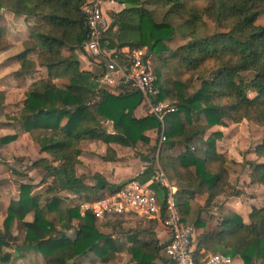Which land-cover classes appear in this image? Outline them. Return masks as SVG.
<instances>
[{
  "label": "trees",
  "instance_id": "trees-1",
  "mask_svg": "<svg viewBox=\"0 0 264 264\" xmlns=\"http://www.w3.org/2000/svg\"><path fill=\"white\" fill-rule=\"evenodd\" d=\"M86 1L0 0V16L5 12L23 19L28 31L17 37L24 49L16 56L20 68L15 75L46 71L29 86L22 107L7 117L48 156L32 168L55 176L42 193H34L36 185L22 183L18 199L9 202L0 230V264L14 256L7 249L19 243L17 223L25 229L17 251L40 254L45 264H74L89 255L109 263L119 253L130 255L131 264H173L164 256L166 244L152 231L153 221L145 230L114 226L107 235L90 212L81 216L61 197V181L81 182L76 168L83 141L134 148L150 144L151 131L156 133L152 160L158 159L165 178L177 189L173 197L183 225L203 231L196 238L195 257L202 258V250L219 251L243 264H264V206L253 208L245 223L221 200L243 195L231 181V171L237 169L240 174L248 168L250 185L264 188V137L254 149L255 160L237 162L218 152L223 134L213 131L244 121L264 131V26L257 25L264 0H118L124 9L111 15L100 45L121 64L128 59L121 53L124 48L146 49L152 57L159 91L154 100L176 108L164 120L163 143V126L156 117H135L142 103L139 92L121 82L111 93L100 88L95 72L81 69L80 54L91 40L82 10ZM127 4L138 8L127 9ZM208 23L215 28L212 34H207ZM6 48L0 43V49ZM98 66L96 72L104 69ZM249 92L256 96L250 98ZM3 98L0 92V107ZM16 139L11 135L0 142ZM202 198L201 205L197 200Z\"/></svg>",
  "mask_w": 264,
  "mask_h": 264
},
{
  "label": "rangeland",
  "instance_id": "rangeland-1",
  "mask_svg": "<svg viewBox=\"0 0 264 264\" xmlns=\"http://www.w3.org/2000/svg\"><path fill=\"white\" fill-rule=\"evenodd\" d=\"M108 16L109 18L111 17L109 14ZM257 25L264 26V15L258 19ZM214 32V26L208 23L207 34H212ZM27 33L26 24L23 20L14 17L10 18V16H0V43H5V46L7 47L6 50L0 49V92L4 95V104L0 107V140L3 137L11 135H16L17 137L15 141L10 143L2 144L0 142V201L2 200L6 203L4 207H6L13 197H18L17 195L22 183L36 185L34 193H42L55 177H48V174L45 171L46 169L32 168L33 163L47 155L41 154L39 147L32 143L29 135L22 128H15L16 126H13L11 120L7 117L22 107L25 101V93L29 86L46 75V71L43 69H38L34 74L28 75L24 78H17L15 75V72L20 68L16 56L24 49L22 44L18 42L17 37H24ZM30 57L37 59L33 55ZM88 60H91L89 54H80L82 70L90 69ZM62 83V81L57 82L58 85H61ZM255 96L256 94L254 92H249L250 98H254ZM216 129L223 134L221 144L218 148L220 153L223 152L227 157H234L238 162L252 161L256 159L254 149L263 141L264 131L262 128L244 121L238 125L229 123L227 127H215L214 131ZM155 140L156 138L154 139V143ZM153 147L154 146H150L148 151H153ZM180 152L182 151L175 150L174 153L179 154ZM51 167H53L54 170L57 168V165L53 164ZM236 172H238V169ZM236 172L231 171V181L237 184V187L242 190L243 195L239 198L230 199V201H237L240 209H244V211H246L245 215H247V213H250L253 208H260L264 205L263 188L250 185V180L248 178L250 170L248 168L240 174ZM155 174L156 181H160V173L158 172ZM55 175L57 178H60L59 175ZM163 198H161L162 201ZM221 200L223 202L226 201L225 198H221ZM84 201L85 199H81L80 202L76 201L71 207H77L81 213L82 210L80 206L83 205ZM199 201L203 203L204 199ZM5 210L6 208H3L0 211V230H3V223L6 217V213L3 212ZM29 217L28 219H30ZM132 217L136 216L133 215ZM245 218L248 220V217ZM121 223L125 222L121 220L116 222L106 221L98 223V228L101 232L111 234L113 233V227L121 226ZM14 231L19 239V243L7 249L8 252L13 253L14 255L13 259L8 264H45V259L40 254L34 253L31 254V256H28L32 252L17 251L18 247H22V242L25 237V229L20 223H17L14 227ZM193 242L195 245L197 244L196 235ZM97 263L98 261L93 258V260L84 259L83 262H76L74 264Z\"/></svg>",
  "mask_w": 264,
  "mask_h": 264
},
{
  "label": "built area",
  "instance_id": "built-area-1",
  "mask_svg": "<svg viewBox=\"0 0 264 264\" xmlns=\"http://www.w3.org/2000/svg\"><path fill=\"white\" fill-rule=\"evenodd\" d=\"M102 3L103 0H87L82 6L91 34V40L84 45L85 52L91 56L96 67L102 64L104 68L95 71L96 82L100 88L109 91L115 90L123 82L139 92L147 116L156 117L163 126L160 135V143H163L166 141L164 120L175 113L176 108L168 102H155L154 97L159 93L156 87L157 78L152 57L146 49L129 50L127 62L121 64L110 52L101 48L104 32L110 24L102 9ZM160 181L165 188L171 189L163 173H160ZM173 195L170 191L165 201H161L147 183L133 179L122 187L81 205V216L90 212L100 222L128 219L133 215L142 219L160 220L170 235L164 254L173 264H233L232 258L220 253H200L202 258L195 257L194 228L183 225Z\"/></svg>",
  "mask_w": 264,
  "mask_h": 264
},
{
  "label": "crops",
  "instance_id": "crops-1",
  "mask_svg": "<svg viewBox=\"0 0 264 264\" xmlns=\"http://www.w3.org/2000/svg\"><path fill=\"white\" fill-rule=\"evenodd\" d=\"M102 9L109 20L110 18L108 14L111 16L113 13L120 12L121 10L124 9V5L120 4L118 0H103ZM2 15L4 17L5 16L6 17L10 16V18L14 17L13 15L5 13V12H3ZM17 19H20V18H17ZM20 20H23V19H20ZM128 51H129L128 48H124L121 50V53L125 56V58L128 57ZM88 63H89L90 69H85V70L95 72L96 64L93 63L91 60H88ZM122 64H125V63L123 62ZM117 88L110 92L114 93L117 90ZM146 116L147 114H146L145 106L143 103H141V105L138 107V109L135 112V117L140 119ZM108 130H109V133H112L110 124H109ZM215 131H218V129H216ZM147 136L151 140L150 144L147 145V144L139 143L134 148L122 147L117 144L107 145L104 142L99 141V140L83 141L79 146V149L81 151V155L79 157L80 164L76 168V177L78 179H81V182L67 185L64 183V181H61V185L63 187L61 196L63 198L68 199L70 206H72L73 203H76V201L80 202L81 199H85L83 204H86V203L94 201V199L96 200L99 196H102L108 192H111L117 188L122 187L124 184H126L127 182L133 179H140L144 183H147L149 188L153 192H155L158 195L159 199L162 201L161 198L165 197L167 188H165L161 184V181H156L155 173H158V172L163 173V172L161 171V168L159 166L158 159L156 158L157 160H155L154 162L152 160L153 159L152 151L151 152L148 151L150 146L151 147L154 146L153 144H154V139L156 138V133L151 131L147 133ZM220 144H221V141L218 142V148ZM109 148L111 150L110 153H108ZM218 152H219V149H218ZM220 154L225 155L223 152ZM47 157L48 156H43V158H47ZM228 158H232L235 161H237L234 157H228ZM45 171L47 172V170ZM51 176H54L53 171L51 174L48 175V177H51ZM59 176L61 178L60 174ZM167 182L169 183V186L171 188V189H167L168 193L171 191L173 194H175L177 192V189L168 180ZM263 192H264V188H263ZM17 199L18 197L17 198L13 197L11 201L17 200ZM202 199H204L205 201V198H202ZM197 201L201 205L204 204V202L201 203L199 200ZM0 202L2 203L3 201L1 200ZM2 204L3 205L1 206V210L2 208H6L9 205V202L6 205V207H4L6 203L3 202ZM238 205H239L238 202L237 201L235 202V200L230 201L229 199L225 201L226 209L233 210L234 212L239 214L244 219L245 223H248V220L245 217H249L251 212L245 215L246 211H244V209H240ZM3 213H5V211ZM29 216L28 217L30 219H28L27 217L26 220L30 222L32 220V217L31 215ZM119 220L121 219H117L112 222H116ZM121 221L125 222V223H121L120 225L123 226L126 231L135 230L136 228L145 230L148 227L149 222L153 221L155 223V228H153L152 231L155 233L156 238L158 239L159 243L161 245L166 244L170 238L168 231L164 228L160 220H148V219H142L136 216V217H129L128 219L127 218L122 219ZM98 223H103V222L97 221V225ZM209 229H212V225L208 226V230ZM202 232L203 231H200L198 233L195 232L196 238ZM105 234L110 235L109 233H105ZM74 235L75 234H70L69 236L72 238L74 237ZM194 237H193V241H194ZM122 241L127 242L126 239L123 237H122ZM193 246H194V249L196 250L197 244L195 245L193 243ZM30 252L32 253H30L28 256H31V254H34L33 251H30ZM205 252H206L205 250L200 251V253H205ZM208 253H220V252L219 251L217 252L208 251ZM93 258L98 261L97 264H131L132 262L131 256L126 253L117 254L116 260L114 262H109V263H106L104 259L96 258L93 255H89L88 257L82 258L78 260V262L81 263L83 262L84 259L93 260ZM232 259H233V264H243L242 261L238 258H232Z\"/></svg>",
  "mask_w": 264,
  "mask_h": 264
},
{
  "label": "water",
  "instance_id": "water-1",
  "mask_svg": "<svg viewBox=\"0 0 264 264\" xmlns=\"http://www.w3.org/2000/svg\"><path fill=\"white\" fill-rule=\"evenodd\" d=\"M126 8L127 9H137L138 7L137 6L130 5V4H127L126 5Z\"/></svg>",
  "mask_w": 264,
  "mask_h": 264
}]
</instances>
